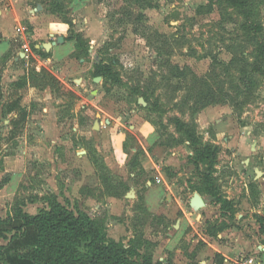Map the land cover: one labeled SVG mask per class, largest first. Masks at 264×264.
I'll list each match as a JSON object with an SVG mask.
<instances>
[{
	"label": "rangeland",
	"instance_id": "obj_1",
	"mask_svg": "<svg viewBox=\"0 0 264 264\" xmlns=\"http://www.w3.org/2000/svg\"><path fill=\"white\" fill-rule=\"evenodd\" d=\"M233 1L17 3L25 39L0 59V264H32L37 228L17 216L55 200L138 260L198 264L216 244L264 262V0Z\"/></svg>",
	"mask_w": 264,
	"mask_h": 264
},
{
	"label": "trees",
	"instance_id": "obj_2",
	"mask_svg": "<svg viewBox=\"0 0 264 264\" xmlns=\"http://www.w3.org/2000/svg\"><path fill=\"white\" fill-rule=\"evenodd\" d=\"M257 52L260 57L264 55V45L260 44ZM247 82L251 83V80L248 79ZM50 204L36 215L23 212L17 216L23 221V226L37 228L38 244L26 255L28 258L23 257L30 259L32 264H153L151 260L135 259L126 246L108 240L88 214L74 213L58 200ZM4 222L5 219H0V223ZM0 236L3 237L1 229ZM222 261L223 258L218 253L215 264H222ZM156 264L176 263L168 260L157 261Z\"/></svg>",
	"mask_w": 264,
	"mask_h": 264
},
{
	"label": "crops",
	"instance_id": "obj_3",
	"mask_svg": "<svg viewBox=\"0 0 264 264\" xmlns=\"http://www.w3.org/2000/svg\"><path fill=\"white\" fill-rule=\"evenodd\" d=\"M19 1L20 0H11V2L14 5L13 8L10 10L11 13L9 12V14H6L5 11H0V59L11 50L12 42H13V40L16 39V37L18 35L20 38L25 39V32L22 30L21 32H23V33H21V34L19 33V29H24L22 27L21 22H20L21 17L19 16V15H21L22 11L17 6V3ZM38 6L40 7L41 5H38ZM28 11L32 12L31 9H29ZM6 15H9V19L5 18ZM34 19H36V18L30 17L31 23H34ZM55 22H57V21H55ZM57 23H60V21ZM15 25H17V26H15ZM23 43H25V40L23 41ZM0 66H1V63H0ZM152 134L154 135V131H149V132L147 131V134L145 135V139H147V141H149L150 137H153ZM156 134L157 133H155V135H154V141H157L156 140ZM208 237L213 238L210 235H208ZM211 247H215L216 251H218L217 253H219L222 256V258H223L222 264H245V260L240 261L239 259L235 260L234 261L235 263L230 262V260H234V259H232V256H229V254H227V252H226L227 250L225 251L224 249H221L218 245L211 244ZM199 253H200V251H197V254H195L196 258L199 255ZM251 258L254 259L252 264H264V262L262 263L261 259H259V257L257 255H255ZM196 262L198 264H215V259H213V258H211V259L210 258L209 259L198 258L196 260Z\"/></svg>",
	"mask_w": 264,
	"mask_h": 264
},
{
	"label": "water",
	"instance_id": "obj_4",
	"mask_svg": "<svg viewBox=\"0 0 264 264\" xmlns=\"http://www.w3.org/2000/svg\"><path fill=\"white\" fill-rule=\"evenodd\" d=\"M63 41H64V37L59 36L58 41L44 43L42 47L49 49L52 46L56 45L57 42H63ZM191 203L195 205L196 207H200L205 204V200L202 198V196L199 193L196 192L191 199Z\"/></svg>",
	"mask_w": 264,
	"mask_h": 264
},
{
	"label": "built area",
	"instance_id": "obj_5",
	"mask_svg": "<svg viewBox=\"0 0 264 264\" xmlns=\"http://www.w3.org/2000/svg\"><path fill=\"white\" fill-rule=\"evenodd\" d=\"M253 261H254L253 258H249V259L245 260V264H252Z\"/></svg>",
	"mask_w": 264,
	"mask_h": 264
}]
</instances>
